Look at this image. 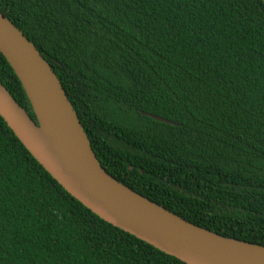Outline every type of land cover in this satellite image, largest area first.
I'll list each match as a JSON object with an SVG mask.
<instances>
[{
    "label": "trees",
    "instance_id": "trees-1",
    "mask_svg": "<svg viewBox=\"0 0 264 264\" xmlns=\"http://www.w3.org/2000/svg\"><path fill=\"white\" fill-rule=\"evenodd\" d=\"M0 13L49 62L106 172L264 245L262 0H0ZM0 82L35 119L1 53ZM0 264L184 263L83 206L0 117Z\"/></svg>",
    "mask_w": 264,
    "mask_h": 264
},
{
    "label": "water",
    "instance_id": "water-1",
    "mask_svg": "<svg viewBox=\"0 0 264 264\" xmlns=\"http://www.w3.org/2000/svg\"><path fill=\"white\" fill-rule=\"evenodd\" d=\"M0 53L18 78L35 119L1 82L0 117L30 155L83 206L184 264H264V245L195 225L106 172L51 65L1 13Z\"/></svg>",
    "mask_w": 264,
    "mask_h": 264
}]
</instances>
